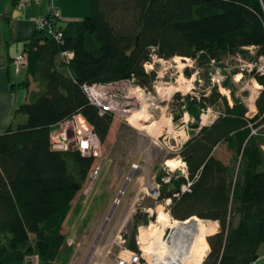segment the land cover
<instances>
[{
  "label": "trees",
  "instance_id": "obj_1",
  "mask_svg": "<svg viewBox=\"0 0 264 264\" xmlns=\"http://www.w3.org/2000/svg\"><path fill=\"white\" fill-rule=\"evenodd\" d=\"M90 7L81 19L55 22L63 43L35 30L24 44L27 79L17 85L28 96L16 114L25 117L0 132V264H26L32 256L50 263L65 248L64 222L97 157L52 148V129L80 113L104 143L119 119L89 102L84 83L134 77L151 89L156 73L146 72L144 63L152 52L190 58L198 68L222 64L226 56L264 54V0H90ZM66 50L73 52L68 62L61 58ZM252 75L262 85L253 117L231 76L222 81L231 101L209 76L205 91L173 95V120L184 112L194 119L179 150L187 178L158 171L155 181L174 219L197 216L217 224L206 235L201 264H254L264 247V74ZM32 82L36 89L29 88ZM212 107L216 117L200 124V113ZM252 127H259L256 133ZM187 180L189 190L180 191ZM141 215L133 216L132 250L139 222L149 219Z\"/></svg>",
  "mask_w": 264,
  "mask_h": 264
},
{
  "label": "rangeland",
  "instance_id": "obj_2",
  "mask_svg": "<svg viewBox=\"0 0 264 264\" xmlns=\"http://www.w3.org/2000/svg\"><path fill=\"white\" fill-rule=\"evenodd\" d=\"M254 52L253 50L252 54ZM154 61L153 68L158 72V77L153 81L151 90L160 108L164 109L167 105L172 116L174 113L171 103L175 93L193 95L205 91L206 76H209L210 82L214 83V70L217 68L214 62L209 63L207 67L198 68L194 60L181 56L170 59L156 58ZM221 62L222 64H216L224 73L228 75L233 72L230 66L235 62L233 56H226ZM185 68L193 69L190 75H186ZM18 74L20 79L26 78L25 69ZM241 80H243L242 83H237L233 79L232 82L237 88L243 84L248 88L251 87V82L248 81L249 76L244 75ZM163 86H168L167 92L164 91ZM247 87L245 92L248 95ZM29 88L36 89V84L30 83ZM19 89L20 92H26L24 87ZM169 90L172 93L168 96ZM228 94V98L231 99V93ZM235 94L242 100L247 96H242L237 90ZM160 108L153 113L155 120L150 119L148 121L150 124L146 127L135 128L124 120H114L105 142L100 143L101 154L97 156L95 162L98 168L95 182L89 191L84 189L77 196L64 222L65 248L58 258L50 263H41L37 256L27 260H31L32 264H113L117 249L112 247V240L116 232L123 228L128 245V238L134 230V215L141 218L143 208L150 207V213L152 212L156 218L161 205L165 206V200L147 194V191L151 192L149 185L156 184L155 175L158 171L161 174H182L180 169L182 164L177 161L180 158L179 150L182 146L177 131L183 126L185 133H181V136L184 134L187 139L190 132L189 123L194 121L192 116L184 112L178 120H172L171 124L168 123L165 127L163 126L166 122L164 117L158 121L161 114ZM208 110L205 109L200 113L202 121L200 124L211 122L214 118V110L218 109L212 107ZM218 155H221V151ZM167 159H173L175 167H168L165 164ZM133 165H137L136 168H133ZM123 185H125L124 192L117 196ZM117 198L119 202L116 201V203ZM112 205H114V211L103 234L95 247H92ZM205 223L207 232L214 231V222ZM142 224L144 221H140L138 226ZM166 233L167 231L163 238L166 237Z\"/></svg>",
  "mask_w": 264,
  "mask_h": 264
},
{
  "label": "built area",
  "instance_id": "obj_3",
  "mask_svg": "<svg viewBox=\"0 0 264 264\" xmlns=\"http://www.w3.org/2000/svg\"><path fill=\"white\" fill-rule=\"evenodd\" d=\"M38 1V0H16L15 6L21 8L29 2ZM58 19V11L53 9L50 13L34 18L36 30L45 31L50 35L55 41L59 43L64 42L63 32L58 29L55 25V22ZM251 53L255 50L254 46L246 47ZM73 57V52L66 50L61 53V58L65 62H68ZM162 59L156 55L155 52L151 53L150 61L144 63V69L146 72L154 71L156 77H158V72L154 70L153 65L155 59ZM235 62L231 63L232 73L228 75L220 69L219 65L214 62V66L217 68L214 70V84H216L221 93H225L227 98L229 97V88H225L222 85V81L231 76L237 83H242L241 77L244 75L249 76V82H251V87L247 85H241L239 91H245V88L249 90V94L243 97V102L247 107L248 117H253L256 112L255 100L258 97L260 91L262 90V85L259 84L254 76V72L259 74H264V54H260L254 59H246L240 54L233 56ZM28 57L25 51L19 52L16 54L12 60V64L15 69L27 66ZM150 67V68H148ZM182 74V71H180ZM257 83L258 87L254 88L253 84ZM82 88L89 100V102L97 107L101 113H111L117 118L126 121L131 126L135 128L146 127L150 123L146 122V117L143 116L144 113L151 115V120L153 118V113L157 108H160L158 100L155 99L153 91L141 84H139L134 77L121 78L117 80L107 81V82H93V83H84ZM165 92H167L168 86H163ZM170 94H168L169 96ZM230 100V98H228ZM231 101V100H230ZM210 108H207L208 110ZM209 111V110H208ZM160 116L158 121L161 118H165L166 122L163 126H167L168 123L171 124L173 116L168 110L166 105L164 109L160 108ZM218 114V111L214 110V118ZM151 121V122H153ZM200 122L201 119H200ZM162 126V125H161ZM162 126V127H163ZM183 126L178 128V136L182 143L186 140L185 128ZM259 127H264L262 123ZM259 127H252L251 133H256ZM157 138V137H156ZM51 146L54 149H78L83 154L99 156L101 154L100 142L96 136L93 127L89 122L80 114L77 113L71 118L65 119L55 125L51 132ZM181 162L182 167L180 168L182 174L187 178L185 163L179 158L177 160ZM137 165H133V168H136ZM98 173V168L95 166L88 178V183L85 188L86 191H89L93 183L95 182V176ZM191 181L187 180L182 183L180 186V191L189 190ZM151 192L147 191V194L152 197H159V184L156 182L155 185H149ZM118 191L117 196H119ZM124 192V191H123ZM122 192V193H123ZM143 197V196H142ZM165 200V206L161 205V210L157 214L156 218L151 219L153 213H150V207H144V212L147 213L148 221L137 227V234H135V244L137 250H132L127 245V238L121 227L115 234L112 240V247L114 246L117 249V255L113 264H181L182 258L178 257L177 250L170 240V236L173 233V229L170 226L164 225L160 221V215L164 216L168 222H173L175 219L170 215L167 209V203L169 199ZM119 202L118 198L115 202ZM116 202V203H117ZM166 233V237L163 236ZM203 260V259H202ZM202 260L199 264L202 263ZM189 264H197L198 260L189 255L188 257Z\"/></svg>",
  "mask_w": 264,
  "mask_h": 264
},
{
  "label": "crops",
  "instance_id": "obj_4",
  "mask_svg": "<svg viewBox=\"0 0 264 264\" xmlns=\"http://www.w3.org/2000/svg\"><path fill=\"white\" fill-rule=\"evenodd\" d=\"M53 9L58 11L59 23L77 20L90 14V0H38L21 8L15 6V0H0V132L11 122L15 124L25 117L16 114V109L28 96V89L17 85L27 79V73L25 79H20L18 74L22 69L26 72V66L15 69L12 60L23 51L25 42L36 30L34 18ZM23 87L25 93L20 92L19 88ZM214 227L216 230L215 222ZM254 264H264V247L259 248V257Z\"/></svg>",
  "mask_w": 264,
  "mask_h": 264
},
{
  "label": "bare ground",
  "instance_id": "obj_5",
  "mask_svg": "<svg viewBox=\"0 0 264 264\" xmlns=\"http://www.w3.org/2000/svg\"><path fill=\"white\" fill-rule=\"evenodd\" d=\"M253 87L257 88V83L253 84ZM171 93V90H169V94ZM143 116L147 118V123L152 118L151 115L147 113H144ZM165 164L168 167H175V162L173 159H167ZM124 186L125 185H123L121 191L119 192V195L122 194ZM113 206L114 205L111 206V209L107 214L105 222L100 228L92 247H95V244L103 234L106 224L114 211ZM160 221H162L164 225L172 227V229L174 230L170 236V240L175 246V248L178 249L177 255L178 257L182 258L181 264H189V255L196 258L198 260L197 264H199V262L203 259L205 255V250L207 248L206 235L208 233H211L207 232L205 221H203L197 216H191L186 220H175L173 222H168L167 219L162 215H160Z\"/></svg>",
  "mask_w": 264,
  "mask_h": 264
},
{
  "label": "water",
  "instance_id": "obj_6",
  "mask_svg": "<svg viewBox=\"0 0 264 264\" xmlns=\"http://www.w3.org/2000/svg\"><path fill=\"white\" fill-rule=\"evenodd\" d=\"M26 264H32V261L31 260H27Z\"/></svg>",
  "mask_w": 264,
  "mask_h": 264
}]
</instances>
